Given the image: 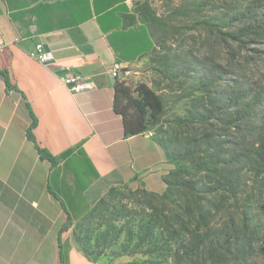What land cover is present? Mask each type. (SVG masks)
<instances>
[{
	"label": "crops",
	"instance_id": "crops-1",
	"mask_svg": "<svg viewBox=\"0 0 264 264\" xmlns=\"http://www.w3.org/2000/svg\"><path fill=\"white\" fill-rule=\"evenodd\" d=\"M131 9L132 0H0V264H107L73 247V208L121 183H161L172 168L153 136H127L113 110V64L133 74L153 49L124 17ZM38 44L51 53L44 64L30 56ZM68 72L91 89L72 92Z\"/></svg>",
	"mask_w": 264,
	"mask_h": 264
},
{
	"label": "trees",
	"instance_id": "trees-1",
	"mask_svg": "<svg viewBox=\"0 0 264 264\" xmlns=\"http://www.w3.org/2000/svg\"><path fill=\"white\" fill-rule=\"evenodd\" d=\"M151 2L134 0L124 17L146 29L160 80L117 82L113 100L125 134L152 131L172 166L146 203L145 232L152 246L162 235L173 264H264V85L243 77L232 57L223 64L173 47L183 31L238 49L263 43L264 0H180L164 13ZM181 101L185 115L165 119L167 102Z\"/></svg>",
	"mask_w": 264,
	"mask_h": 264
},
{
	"label": "rangeland",
	"instance_id": "rangeland-1",
	"mask_svg": "<svg viewBox=\"0 0 264 264\" xmlns=\"http://www.w3.org/2000/svg\"><path fill=\"white\" fill-rule=\"evenodd\" d=\"M151 1L159 13L166 12L167 5L171 3H180V0ZM170 44L171 41H166V45ZM173 47L223 64L232 57L240 65L243 77L264 85V42L238 49L236 43L223 44L213 34L204 31H183ZM154 55L151 53L139 61L136 72L127 79L125 87L133 89L137 84L145 83L155 88L160 78L151 61ZM159 93L167 97L166 92ZM186 108L185 101L167 102L165 119L183 117ZM163 190L162 182H128L105 189L97 198L90 196L84 204L73 208L74 223L70 236L73 247L82 252L83 246L89 260L96 253H101L107 264H173L169 246L162 235L155 238L152 246L144 225L149 213L146 203L152 195H159Z\"/></svg>",
	"mask_w": 264,
	"mask_h": 264
},
{
	"label": "built area",
	"instance_id": "built-area-1",
	"mask_svg": "<svg viewBox=\"0 0 264 264\" xmlns=\"http://www.w3.org/2000/svg\"><path fill=\"white\" fill-rule=\"evenodd\" d=\"M2 47L3 43L0 36V48ZM30 56L38 62L44 64L49 60V58H51V53L43 51L42 45L38 44L35 47V51L30 53ZM131 74L132 72L130 69L122 67L119 63H114L112 66L111 76L121 83H125ZM61 82L74 93L84 92L92 87V85L88 83L82 75L73 72H68V74L61 78ZM144 134L149 136L154 135L151 131L145 132Z\"/></svg>",
	"mask_w": 264,
	"mask_h": 264
}]
</instances>
